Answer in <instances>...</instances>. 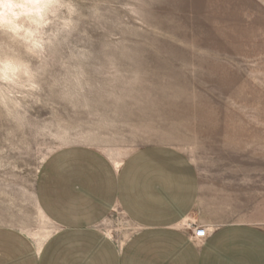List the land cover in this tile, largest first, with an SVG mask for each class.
<instances>
[{
	"label": "rangeland",
	"instance_id": "1",
	"mask_svg": "<svg viewBox=\"0 0 264 264\" xmlns=\"http://www.w3.org/2000/svg\"><path fill=\"white\" fill-rule=\"evenodd\" d=\"M40 2L36 37L0 33V227L53 233L36 181L55 151L163 145L195 166L199 222L264 229V0Z\"/></svg>",
	"mask_w": 264,
	"mask_h": 264
},
{
	"label": "crops",
	"instance_id": "2",
	"mask_svg": "<svg viewBox=\"0 0 264 264\" xmlns=\"http://www.w3.org/2000/svg\"><path fill=\"white\" fill-rule=\"evenodd\" d=\"M195 166L178 149L153 145L111 160L90 147H66L43 163L36 200L53 233L36 244L0 227V264H264V229L203 224ZM119 213L131 228L118 241L101 226ZM208 227L194 239L184 222Z\"/></svg>",
	"mask_w": 264,
	"mask_h": 264
},
{
	"label": "clouds",
	"instance_id": "3",
	"mask_svg": "<svg viewBox=\"0 0 264 264\" xmlns=\"http://www.w3.org/2000/svg\"><path fill=\"white\" fill-rule=\"evenodd\" d=\"M40 11V0H0V33L20 37H36L37 16ZM33 48H41L42 42L31 39ZM25 77L26 71L22 72Z\"/></svg>",
	"mask_w": 264,
	"mask_h": 264
},
{
	"label": "built area",
	"instance_id": "4",
	"mask_svg": "<svg viewBox=\"0 0 264 264\" xmlns=\"http://www.w3.org/2000/svg\"><path fill=\"white\" fill-rule=\"evenodd\" d=\"M187 228L193 232L192 236L194 239L202 240L208 236V229L206 227L189 224Z\"/></svg>",
	"mask_w": 264,
	"mask_h": 264
},
{
	"label": "bare ground",
	"instance_id": "5",
	"mask_svg": "<svg viewBox=\"0 0 264 264\" xmlns=\"http://www.w3.org/2000/svg\"><path fill=\"white\" fill-rule=\"evenodd\" d=\"M41 1V0H40ZM40 5H41V2H40Z\"/></svg>",
	"mask_w": 264,
	"mask_h": 264
}]
</instances>
